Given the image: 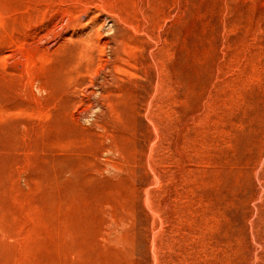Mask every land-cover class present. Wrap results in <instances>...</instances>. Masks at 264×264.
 I'll return each mask as SVG.
<instances>
[{
	"label": "rangeland",
	"instance_id": "obj_1",
	"mask_svg": "<svg viewBox=\"0 0 264 264\" xmlns=\"http://www.w3.org/2000/svg\"><path fill=\"white\" fill-rule=\"evenodd\" d=\"M0 264H264V0H0Z\"/></svg>",
	"mask_w": 264,
	"mask_h": 264
}]
</instances>
